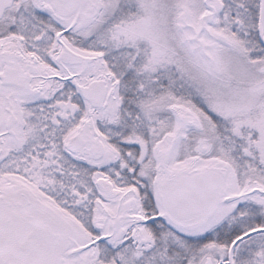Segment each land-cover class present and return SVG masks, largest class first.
I'll use <instances>...</instances> for the list:
<instances>
[{
  "label": "snow or ice",
  "instance_id": "snow-or-ice-1",
  "mask_svg": "<svg viewBox=\"0 0 264 264\" xmlns=\"http://www.w3.org/2000/svg\"><path fill=\"white\" fill-rule=\"evenodd\" d=\"M0 264H264V0H0Z\"/></svg>",
  "mask_w": 264,
  "mask_h": 264
}]
</instances>
